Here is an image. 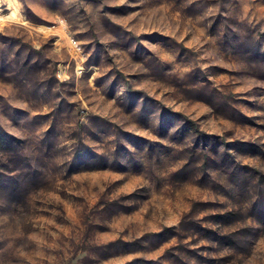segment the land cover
<instances>
[{
	"label": "rangeland",
	"instance_id": "374dc122",
	"mask_svg": "<svg viewBox=\"0 0 264 264\" xmlns=\"http://www.w3.org/2000/svg\"><path fill=\"white\" fill-rule=\"evenodd\" d=\"M13 1L0 264H264V0Z\"/></svg>",
	"mask_w": 264,
	"mask_h": 264
},
{
	"label": "bare ground",
	"instance_id": "6f19581e",
	"mask_svg": "<svg viewBox=\"0 0 264 264\" xmlns=\"http://www.w3.org/2000/svg\"><path fill=\"white\" fill-rule=\"evenodd\" d=\"M11 3H14L13 0H10ZM0 13H2V11L0 10ZM23 16L20 13V11L17 8L14 7H10V12L9 14L6 16V18L11 19V20H18L21 19Z\"/></svg>",
	"mask_w": 264,
	"mask_h": 264
}]
</instances>
